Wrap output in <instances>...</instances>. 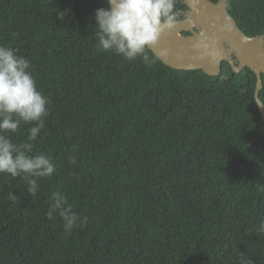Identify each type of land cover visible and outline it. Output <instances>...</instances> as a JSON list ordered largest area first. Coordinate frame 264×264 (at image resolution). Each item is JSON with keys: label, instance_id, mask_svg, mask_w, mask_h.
I'll return each mask as SVG.
<instances>
[{"label": "trees", "instance_id": "1", "mask_svg": "<svg viewBox=\"0 0 264 264\" xmlns=\"http://www.w3.org/2000/svg\"><path fill=\"white\" fill-rule=\"evenodd\" d=\"M99 7L0 0V45L30 61L51 101L33 152L56 168L36 197L0 174V264H237L238 251L264 264L256 75L227 62L217 76L176 70L149 49L150 66L106 52L92 28ZM174 8L182 19L189 10ZM227 10L246 35H264V0H228ZM30 126L9 135L23 142ZM53 191L87 223L66 234L59 216L48 219Z\"/></svg>", "mask_w": 264, "mask_h": 264}, {"label": "clouds", "instance_id": "2", "mask_svg": "<svg viewBox=\"0 0 264 264\" xmlns=\"http://www.w3.org/2000/svg\"><path fill=\"white\" fill-rule=\"evenodd\" d=\"M106 7L94 11V35L106 52H112L133 61L141 58L150 66L147 50L159 39L161 33L176 23L175 0H105ZM30 61L18 50L0 45V174L26 182L28 195L36 197L40 190L38 179L51 177L56 168L52 157L44 152H33V141L45 127L51 101L38 90L30 71ZM21 124L31 125L26 140L13 141L9 134H16ZM68 163L76 159L69 156ZM15 199V196H13ZM46 216L63 221L66 234L87 223L86 216H79L67 197L53 191ZM258 230L264 233V220ZM237 264H255L250 256L237 253Z\"/></svg>", "mask_w": 264, "mask_h": 264}, {"label": "water", "instance_id": "3", "mask_svg": "<svg viewBox=\"0 0 264 264\" xmlns=\"http://www.w3.org/2000/svg\"><path fill=\"white\" fill-rule=\"evenodd\" d=\"M181 1L189 8V16L180 19L174 9L175 25L164 30L149 50L170 68L201 70L209 76L219 75L223 62L234 73L250 68L256 75L254 97L264 123V105L259 98L264 76V35H246L228 13V0Z\"/></svg>", "mask_w": 264, "mask_h": 264}, {"label": "flooded vegetation", "instance_id": "4", "mask_svg": "<svg viewBox=\"0 0 264 264\" xmlns=\"http://www.w3.org/2000/svg\"><path fill=\"white\" fill-rule=\"evenodd\" d=\"M175 9V8H174ZM176 11V10H175ZM189 10H185V12H183L184 16L186 17V13L188 12ZM176 13L178 14V12L176 11ZM179 15V14H178ZM179 18H180V15H179ZM182 19V18H180Z\"/></svg>", "mask_w": 264, "mask_h": 264}, {"label": "rangeland", "instance_id": "5", "mask_svg": "<svg viewBox=\"0 0 264 264\" xmlns=\"http://www.w3.org/2000/svg\"><path fill=\"white\" fill-rule=\"evenodd\" d=\"M189 14H190V12H187V13H186V17H188V16H189Z\"/></svg>", "mask_w": 264, "mask_h": 264}]
</instances>
